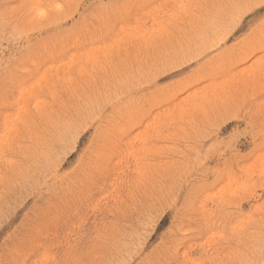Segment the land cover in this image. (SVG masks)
<instances>
[{"label":"rangeland","instance_id":"rangeland-1","mask_svg":"<svg viewBox=\"0 0 264 264\" xmlns=\"http://www.w3.org/2000/svg\"><path fill=\"white\" fill-rule=\"evenodd\" d=\"M0 264H264V0H0Z\"/></svg>","mask_w":264,"mask_h":264},{"label":"bare ground","instance_id":"bare-ground-1","mask_svg":"<svg viewBox=\"0 0 264 264\" xmlns=\"http://www.w3.org/2000/svg\"><path fill=\"white\" fill-rule=\"evenodd\" d=\"M90 165H91V163H90Z\"/></svg>","mask_w":264,"mask_h":264}]
</instances>
